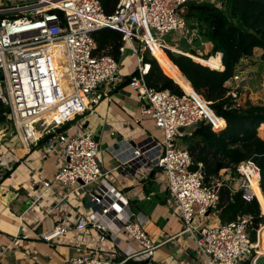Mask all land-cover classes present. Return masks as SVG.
I'll return each mask as SVG.
<instances>
[{
  "label": "built area",
  "instance_id": "2783aa9c",
  "mask_svg": "<svg viewBox=\"0 0 264 264\" xmlns=\"http://www.w3.org/2000/svg\"><path fill=\"white\" fill-rule=\"evenodd\" d=\"M17 1L15 5L0 7V83L3 84L0 97L9 108L15 137L25 150L48 138V150L60 152L57 172L51 181H41V188L47 191L58 185L77 197L84 192L97 206L75 225L66 218L59 219L53 228L41 231L38 238L52 243L72 229L92 230L111 240L122 233L139 247L137 254L113 261L98 254L97 242L91 251L67 259L64 264H128L137 255L152 258L161 244L172 240L157 242L148 236L124 196L105 179L96 160L100 153L98 143L94 134L83 127L82 117L108 99L116 83L117 61L109 55H95L92 39L94 32L112 29L121 34L118 53L124 54L129 46L136 56L137 75L127 87L146 101L136 122L148 120L159 133V137L150 135L139 142L126 166L157 169L178 209L179 236L192 239L204 264H254L259 255L260 227H253L250 214L238 215L217 228L204 225L209 213L217 209L221 189L232 196L240 195L246 203L256 201L263 217L258 197L259 193L264 199L259 166L247 159L205 183L201 164L194 171L190 169L191 157L178 144L182 137L178 129L204 122L212 132L219 133L225 129V121L188 82V90L177 84L182 90L177 95L169 90L149 88L144 79L147 72L140 51L153 56V44L163 52L195 61L181 48L169 46L159 37L185 31L184 5L202 0H118L111 15L104 13L100 0ZM183 38L191 46L199 35L192 29V35L182 34L179 42ZM212 57L218 60V66H205L222 71L221 54ZM239 74L225 85L243 82V76H248L245 70ZM227 96L236 98L229 90ZM65 126L68 129L62 130ZM65 197L59 198L55 207ZM251 233L256 235L255 240Z\"/></svg>",
  "mask_w": 264,
  "mask_h": 264
},
{
  "label": "crops",
  "instance_id": "0c3cea01",
  "mask_svg": "<svg viewBox=\"0 0 264 264\" xmlns=\"http://www.w3.org/2000/svg\"><path fill=\"white\" fill-rule=\"evenodd\" d=\"M256 51L260 56L261 50ZM124 54H119L117 63L119 65L123 59V69H118L110 97L82 117L83 127L94 134L98 143L100 153L96 160L105 179L124 196L148 236L157 242L172 238L161 244L152 258L137 255L127 263L204 264L192 239L179 236L178 209L166 192V183L159 179L157 169L126 166L132 157V149L150 135L159 137V133L148 120L136 122L146 101L127 85H121L126 76L137 70L136 56L132 52L126 57ZM140 54L145 57L143 65L147 72L149 65L145 61L151 57L143 51ZM67 129L66 126L62 128ZM257 135L264 140V125L258 128ZM15 139L8 145V152L2 159L3 167H0V264H64L67 259L91 251L97 242L98 254L113 261L138 253L137 243L122 233L111 240L92 230L78 232L72 229L52 243L40 240L38 234L53 228L59 219L66 218L75 225L79 218L89 215L97 206L84 192L77 197L62 186L47 191L41 188V181H51L61 162L59 151L48 150V138L29 150ZM17 162L10 175L2 179L5 170ZM67 194L69 196L65 197ZM62 197H65L63 203L55 207ZM219 215L220 211L212 210L207 221L220 219ZM224 223L226 220H221V225Z\"/></svg>",
  "mask_w": 264,
  "mask_h": 264
},
{
  "label": "trees",
  "instance_id": "16d2710c",
  "mask_svg": "<svg viewBox=\"0 0 264 264\" xmlns=\"http://www.w3.org/2000/svg\"><path fill=\"white\" fill-rule=\"evenodd\" d=\"M100 2L104 13L111 15L118 0ZM184 17L190 28L197 30L198 35L210 43L212 54L204 58L197 56L192 47L181 50L203 60L220 53L223 70H211L186 56L169 51L154 50V58L144 51L151 57L145 61L149 65L145 83L149 88L181 95L182 90L178 85L188 90V82L198 95L210 103L213 112L225 121L226 127L219 133L212 132L209 125L201 122L191 134L181 137L191 157L192 171L201 164L204 182L208 183L210 179L218 178L224 169L252 159L260 168V187L264 195V140L257 135L258 128L264 125V104H248L245 108L235 106V101L227 96L228 88L225 85L241 71L242 61L252 58L256 49L261 50L260 60L264 65V0L189 1L184 5ZM92 39L96 45L95 55H109L119 61V32L102 29L94 32ZM135 75L137 70L126 76L121 85H128ZM8 127L15 136L9 108L0 97V128L6 130ZM17 164L6 169L2 179L7 178ZM217 210L220 211V219L226 222L238 215L250 214L255 229L264 225L256 201L246 203L240 195L232 196L226 189L220 190ZM262 239L263 230L259 234V240ZM252 240H255V236H252Z\"/></svg>",
  "mask_w": 264,
  "mask_h": 264
},
{
  "label": "rangeland",
  "instance_id": "374dc122",
  "mask_svg": "<svg viewBox=\"0 0 264 264\" xmlns=\"http://www.w3.org/2000/svg\"><path fill=\"white\" fill-rule=\"evenodd\" d=\"M204 1H214V0H204ZM17 3H18L17 0H0V7H7V6L15 5ZM184 33H187V35H190V36L192 35V28H190L188 23H187L185 31H181L177 33L175 32L168 33L162 37H159V40L166 43L169 46H173L175 48H181L178 38L182 36V34ZM201 44H203V46ZM134 45L137 46V43H134ZM191 47L195 49V54L197 56L204 57V58L207 57V55H209V52L211 51L210 43L202 36H199L198 39L193 40L191 42ZM181 49L184 50L183 48ZM254 53H255V56L253 55L252 58L246 59L242 61L241 63L240 70L241 71L245 70L248 73V76L247 75L243 76V79H244L243 82H233V83L229 82L226 84L229 92L235 93L236 98L235 99L232 98V99L235 101L236 105L238 104V106H240L241 108H245L246 105L248 104H251V105L264 104V65L262 61L260 60L258 51ZM130 54H131V49L129 48V46H127L124 57ZM201 65L205 66L203 64ZM118 67L123 69V59L122 61H120ZM161 67L163 69L164 65H162ZM236 74H239V72H237ZM2 87H3V84L0 83V89ZM15 138L16 137L13 135V132L10 127H8L6 130L3 128L0 129V167H3L2 159L4 158L3 156L5 155V153L8 152V145L14 142L16 140ZM179 145L184 146L181 140H180ZM220 225H221V220L219 218H215V219H210L209 221H207L204 226L206 228H217ZM263 226H260L259 231L262 229ZM252 236H255V239H256L255 234L253 235V233H251L250 237L252 238ZM258 240H259V234H258Z\"/></svg>",
  "mask_w": 264,
  "mask_h": 264
},
{
  "label": "bare ground",
  "instance_id": "6f19581e",
  "mask_svg": "<svg viewBox=\"0 0 264 264\" xmlns=\"http://www.w3.org/2000/svg\"><path fill=\"white\" fill-rule=\"evenodd\" d=\"M152 46V51H154V50H160L159 48H158V46L157 45H155V44H153V45H151ZM153 55H154V53H153ZM193 58H194V60H196L198 63H200V64H203V65H208V66H210V67H217L218 66V60L217 59H215L214 57H212V58H210V59H208V60H202V59H199V58H197V57H194V56H192ZM7 106V105H6ZM9 119H10V116H9ZM11 121V120H10ZM0 129H2V128H0ZM258 197H259V202H260V206H261V211H262V215H263V217H264V199L262 198V196L258 193ZM261 230H263L264 231V226L262 227V229ZM260 230V231H261ZM259 234H260V232H259ZM263 246H264V239H262V240H259V243H258V247H259V255H264V248H263Z\"/></svg>",
  "mask_w": 264,
  "mask_h": 264
},
{
  "label": "water",
  "instance_id": "95a60500",
  "mask_svg": "<svg viewBox=\"0 0 264 264\" xmlns=\"http://www.w3.org/2000/svg\"><path fill=\"white\" fill-rule=\"evenodd\" d=\"M179 44H180V47L183 48V49H189L190 48V45L186 42V40L184 38L180 40ZM211 54H212V52L210 51L209 52V55H211ZM195 128H196L195 125L189 126V127H180L178 129V132L182 136L189 135V134L192 133V131ZM0 180H1V178H0ZM254 264H264V255H262V254L261 255H258L257 258L255 259Z\"/></svg>",
  "mask_w": 264,
  "mask_h": 264
}]
</instances>
